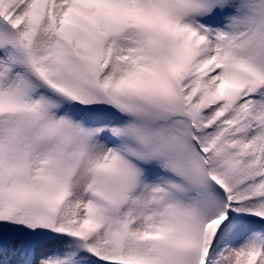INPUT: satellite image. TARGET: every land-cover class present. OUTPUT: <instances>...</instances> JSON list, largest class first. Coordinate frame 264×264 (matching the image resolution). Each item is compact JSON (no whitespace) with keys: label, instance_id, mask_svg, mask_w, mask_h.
Listing matches in <instances>:
<instances>
[{"label":"snow or ice","instance_id":"1","mask_svg":"<svg viewBox=\"0 0 264 264\" xmlns=\"http://www.w3.org/2000/svg\"><path fill=\"white\" fill-rule=\"evenodd\" d=\"M0 264H264V0H0Z\"/></svg>","mask_w":264,"mask_h":264}]
</instances>
